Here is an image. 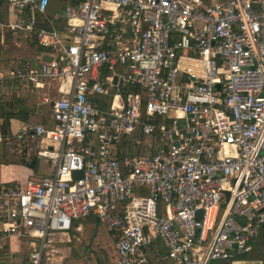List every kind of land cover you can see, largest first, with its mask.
<instances>
[{
    "label": "built area",
    "instance_id": "2783aa9c",
    "mask_svg": "<svg viewBox=\"0 0 264 264\" xmlns=\"http://www.w3.org/2000/svg\"><path fill=\"white\" fill-rule=\"evenodd\" d=\"M52 3L0 0L1 39L50 51L0 69V127L10 83L47 89L52 123L19 134L52 173L0 185L3 237L30 241L28 264L52 263L93 218L113 264L251 260L264 243V0Z\"/></svg>",
    "mask_w": 264,
    "mask_h": 264
},
{
    "label": "rangeland",
    "instance_id": "374dc122",
    "mask_svg": "<svg viewBox=\"0 0 264 264\" xmlns=\"http://www.w3.org/2000/svg\"><path fill=\"white\" fill-rule=\"evenodd\" d=\"M51 10L54 11L53 6ZM8 39L5 45L0 44L2 66L14 58L34 56L38 51L37 45L31 41L25 42L22 39L15 41L12 37ZM40 53L48 54L50 51L41 48ZM0 135L3 139V142H0V178L11 181L10 185H13L22 181L19 178H24L26 183L30 178H35L36 173L37 175L50 173L51 169L46 160L39 158L37 167L32 169L29 165L32 161L28 159V162L24 163V159L36 154L29 150L28 157H24L21 141L12 139L11 136ZM79 223L84 227L82 231L71 233L70 243L66 242L65 238L63 243H57L58 251L51 257L52 263L49 261L44 264H113L115 239L112 233L93 218L82 219ZM31 248L30 241L23 242L19 238L3 237L0 233V264H28L27 258L32 252ZM251 260H260L264 263V243Z\"/></svg>",
    "mask_w": 264,
    "mask_h": 264
},
{
    "label": "crops",
    "instance_id": "0c3cea01",
    "mask_svg": "<svg viewBox=\"0 0 264 264\" xmlns=\"http://www.w3.org/2000/svg\"><path fill=\"white\" fill-rule=\"evenodd\" d=\"M64 1L65 0H53L52 6L54 8V11H59L64 8ZM51 6V9H52ZM58 30L61 33V35H65V23H59L58 24ZM9 37V36H8ZM12 37V36H11ZM13 40L19 41L18 38L12 37ZM9 39L5 38L4 40L1 39V45H5L8 42ZM38 52V51H37ZM36 52V54H37ZM12 60V59H11ZM10 60V61H11ZM8 61L7 64L10 62ZM6 65H1V68H4ZM4 101H5V108H4V122L9 118V132L10 134L8 136H11L12 139L18 140L19 134L23 131V129L29 127L32 124H44L47 127L52 126V123L49 121V115L51 112V106L49 104H44L42 99L47 93V89L45 90H37L32 87L25 88L16 85L15 83H10L7 85L4 89ZM2 134V132H0ZM26 152V151H24ZM28 151L25 157H28ZM28 159L31 160L30 167L32 169L37 167L38 159L36 155H30L29 158L24 159V163L28 162ZM49 165V164H48ZM49 168L51 169L50 173H52V168L49 165ZM50 173H46L44 175H37L34 176L35 178H40L45 175H48ZM19 180H22L20 183L24 184V178H19ZM11 181L4 180V178H0V185L5 186H12L10 185ZM14 185V184H13ZM83 225L79 224V230L74 231L73 233H77L82 231ZM15 239H18V237H12ZM24 242V241H23ZM33 249V246L32 248ZM29 257L27 258V261L29 263ZM27 261L25 263H27Z\"/></svg>",
    "mask_w": 264,
    "mask_h": 264
},
{
    "label": "trees",
    "instance_id": "16d2710c",
    "mask_svg": "<svg viewBox=\"0 0 264 264\" xmlns=\"http://www.w3.org/2000/svg\"><path fill=\"white\" fill-rule=\"evenodd\" d=\"M9 37H11V36H9ZM9 37H7V39L9 38ZM0 43H1V35H0ZM31 43H34V44H36V41H32L31 40ZM37 45V44H36ZM37 49H38V52L40 53V51H41V48H39L38 46H37ZM0 67H1V58H0ZM9 127H10V123H9V118L7 119V120H5V122L3 123V125L0 127V132H2V135H4V136H8L9 134H10V132H9ZM24 157H25V155H24ZM97 222V221H96Z\"/></svg>",
    "mask_w": 264,
    "mask_h": 264
},
{
    "label": "water",
    "instance_id": "95a60500",
    "mask_svg": "<svg viewBox=\"0 0 264 264\" xmlns=\"http://www.w3.org/2000/svg\"><path fill=\"white\" fill-rule=\"evenodd\" d=\"M46 60L47 61H50L51 58L50 57H46ZM218 89L220 88V86H216ZM76 176H82L81 173H77ZM264 228V227H263ZM234 264H264L263 261H260V260H257V261H254V260H246V261H239V262H236Z\"/></svg>",
    "mask_w": 264,
    "mask_h": 264
}]
</instances>
